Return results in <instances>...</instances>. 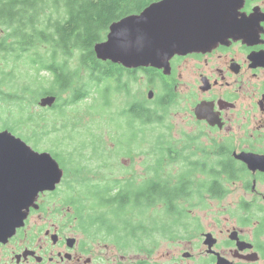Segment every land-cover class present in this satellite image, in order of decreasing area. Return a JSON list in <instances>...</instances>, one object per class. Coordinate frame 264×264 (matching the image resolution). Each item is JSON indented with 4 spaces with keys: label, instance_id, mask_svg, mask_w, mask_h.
Returning a JSON list of instances; mask_svg holds the SVG:
<instances>
[{
    "label": "flooded vegetation",
    "instance_id": "af4514ba",
    "mask_svg": "<svg viewBox=\"0 0 264 264\" xmlns=\"http://www.w3.org/2000/svg\"><path fill=\"white\" fill-rule=\"evenodd\" d=\"M220 14L233 36L221 37L222 40L210 49L175 54L162 68L153 65L127 68L117 64L124 68L122 72L105 76L101 83L116 84L120 94L129 95L128 108L121 114L143 119L144 125L141 126L147 129L138 132L145 137L153 135L157 138L156 145L138 148L145 152L135 150L134 154L140 152V156L145 155L141 161L143 174L137 178L128 177L135 186L148 188L150 216L159 217L154 216L155 209L159 215H168V196L162 194L169 188L168 182L175 185L184 182L181 181L183 178L192 187L189 196L173 201L175 206L191 202L193 196L206 202L223 199L230 191V184L240 181L245 188L240 206L250 218L262 219H258L261 223L258 230L262 232L264 0H229ZM181 15L182 22L191 21L189 13L182 12ZM154 121L161 124L156 125ZM185 126L187 132L178 143L173 142V150L183 140L197 143L182 146L185 152H190L181 155H184L185 164H190L192 171L181 175L178 182L169 178L171 171L175 176L174 168L165 163L171 160L175 165V162L169 155L161 154L167 148L166 139L179 138ZM156 129L160 133H156ZM246 157H257L259 167H251ZM60 166L64 175L57 188L40 192L35 202L37 206L29 209L24 222L14 233L0 237V264H154L153 257H148L152 254L151 250L146 252V257L138 258L137 255L143 253V245L134 238L128 240L121 237V228L111 227L104 217L96 219L91 213H83L87 198L84 192H90L86 188L106 186V181L113 184L119 178L112 174L101 176L100 173L98 177L85 176L84 164L75 162L69 164L71 169L61 163ZM82 167L83 170L76 171ZM185 167L183 165V169ZM118 190L114 189L115 192ZM175 208L183 214L182 218L190 216L179 205ZM185 226H182L183 230ZM233 231H238V240L230 238ZM226 232L227 239L223 241L213 231H200L199 237L205 248L201 249L197 258L206 260V264H218L220 255L229 264H248L255 261L248 260L247 256L264 252L258 242H252L242 233V228H228ZM191 233L184 232L180 238L189 237ZM209 233L216 239L213 245L215 252H210L205 242ZM238 241H243L242 246ZM190 254L189 258H195ZM170 257L168 254L167 262ZM170 262L180 264L177 258Z\"/></svg>",
    "mask_w": 264,
    "mask_h": 264
},
{
    "label": "trees",
    "instance_id": "16d2710c",
    "mask_svg": "<svg viewBox=\"0 0 264 264\" xmlns=\"http://www.w3.org/2000/svg\"><path fill=\"white\" fill-rule=\"evenodd\" d=\"M154 1L156 0H0V25L8 30L0 39V52L8 54L4 58L6 62L24 59L30 66L26 70L15 67L10 73L0 71V98L20 103L24 102L26 95L58 96V102L53 106L58 109L55 118L47 119L35 113L26 116L29 108L20 103L16 108L18 112L12 113V118L4 121V127L14 133L18 131V136L33 140L37 146L62 144L59 131L64 130L66 125L63 122L65 126L62 128L58 126V122L63 119L66 106L91 96V91L82 80L84 74L81 70L97 86L105 76H115L124 69L112 61L98 59L95 45L105 40L114 21L141 12ZM48 7L56 9L49 11ZM76 53L79 55L80 66L73 68L69 59ZM20 77L25 79L14 85L9 84ZM51 77V87L47 88L45 81ZM65 92L68 95L63 97ZM69 137L70 134H67L66 138ZM166 144L167 148L162 151L161 156L168 155L167 152L174 148L170 140ZM53 146V150L49 149L62 165L66 166L67 162L74 161L72 157L75 153L57 152ZM75 163L80 164L79 161ZM67 167L71 169L69 165ZM81 170L83 167L76 169L77 172ZM169 178H175L172 171ZM181 181L184 182L175 185L168 182L169 188L166 192L162 191L163 196H168L166 215L171 218L162 222L154 221L151 227H145L143 222L135 220L143 208L150 205L147 200L148 188L141 189L128 178L117 179L113 184L106 181V186L86 189L103 206L101 219H108L107 223L113 228H121V237L128 240L134 238L140 243L154 239V231L170 238L181 237L184 232L192 231V226L188 224L184 230L177 225L183 214L173 206V201L189 196L192 189L183 178ZM116 188H119L117 192L114 191ZM246 222L248 223L247 220Z\"/></svg>",
    "mask_w": 264,
    "mask_h": 264
},
{
    "label": "rangeland",
    "instance_id": "374dc122",
    "mask_svg": "<svg viewBox=\"0 0 264 264\" xmlns=\"http://www.w3.org/2000/svg\"><path fill=\"white\" fill-rule=\"evenodd\" d=\"M48 9L50 11L56 8L48 7ZM6 30L7 27L0 25V39L6 35ZM6 55L8 54L0 52V71L10 73L15 67H18L20 70L30 69V66L24 59L11 60L10 63L6 62L4 59ZM69 60L73 68L80 66L78 53L72 55ZM81 72L84 74L82 80L91 91V96L69 107L66 106L63 119L58 122V126L62 128L66 125L64 130L59 131V138L62 144H56L54 146L52 144H44L37 146L34 145L33 140H29L24 136L23 138L27 140L29 144L41 150L50 151L53 146L57 152L75 153L72 157L74 161L71 162L79 161L80 164H84L85 170L83 174L85 176L98 177L100 173L101 176H109L112 174L119 179H125V177L128 179V177L132 178L133 176L136 178L140 177L141 173L143 174V171H141L143 168L141 161L145 159V155L140 156L139 151L145 152V150H140L138 148L142 149L152 144L156 145L157 138L153 137V135L145 137L143 133H139L147 129L146 126H141L144 125L142 123L144 121L143 119L136 115L121 114L124 109L126 110L128 108L127 101L130 99L129 95L120 94L116 84L101 83L96 86L89 81L90 78L86 76L84 70H81ZM85 76L86 80L84 79ZM23 79L25 78H17L9 82V84H17ZM52 80L53 78L51 77L45 81V86L47 88L51 87ZM67 95L68 93H63V97ZM41 97H43V95H26L24 102H20L29 108V112L26 116L35 113L39 116L43 115L47 119L55 118L58 109L53 108V105L42 107L39 104ZM31 98L34 102H31L33 101ZM20 103L17 101L9 102L0 98V129L5 128L4 121H7L9 117L12 118V113L18 112L16 108ZM172 113L171 110V114ZM63 122L65 124L64 126ZM154 123L156 125L161 124L158 121H154ZM155 132L160 133L159 129H156ZM186 132L185 126L184 133L180 135L179 138H170L167 136L169 139L166 140H170L173 147H175L173 142L178 143V140H181ZM15 133L17 135L20 134L18 131H15ZM67 134H70L69 138H66ZM196 143L197 141L183 140L174 150L167 152L175 162V165L171 160L168 162L165 161V163H167L170 168H174L176 181L180 180V176L183 173L184 175H188L192 171L190 164L186 165L184 159V155L190 152H185L182 146H194ZM136 149L139 150L137 151L139 153L134 154ZM181 154L184 155L182 156ZM71 162H67L66 166ZM183 165L186 166L185 169H183ZM145 173L148 175V172ZM241 183L242 182L238 181L237 183L230 184V191L227 197L223 199L206 202L203 200H196V197L193 196L191 202L176 204L175 206L178 207L179 205L183 210L190 213V216L185 215L184 218L177 222L179 227L186 224L192 226V233L190 236L182 238L176 236L170 238L167 235L159 234L158 231H154V239L138 243L143 245L141 248L143 249L141 251L143 253L137 255L138 258L146 257V252L151 250L152 254L150 256L148 255V257H153L152 261L154 264H172L170 261L174 258L179 259L180 264H206V260H199L197 258L201 249L205 248L203 247V242L200 240L199 232H205L207 230L213 231L215 236H219L224 241L227 239L226 229L228 228H242V233H244L249 240L258 242L262 246L261 248L264 249V230L263 232L258 230L261 225L259 220L262 221V219L257 217L250 218L240 206L245 191V188L242 186L243 183ZM84 193L87 198L83 204V213H91L93 216L101 219L104 210L101 207L103 206L90 192L85 191ZM195 200L196 202H194ZM153 214L159 217L150 216V210L148 207H144L142 213L139 214V217L135 220L136 222H143L145 227H151V222H162L166 221L167 218H171L167 216L166 213L159 215L157 209L153 211ZM106 220L108 222V219ZM222 229L223 233L221 232ZM109 243L120 245L119 243ZM186 251L192 253V257L195 256V258L183 257V253ZM119 252L125 254V252L121 250H119ZM259 253V255H261V257L259 256L260 260L258 259L259 261L257 260L254 263L248 264H264V252L261 251ZM168 254H170L171 257L167 262Z\"/></svg>",
    "mask_w": 264,
    "mask_h": 264
},
{
    "label": "water",
    "instance_id": "95a60500",
    "mask_svg": "<svg viewBox=\"0 0 264 264\" xmlns=\"http://www.w3.org/2000/svg\"><path fill=\"white\" fill-rule=\"evenodd\" d=\"M228 2L154 1L141 12L114 21L106 40L95 45L97 58L127 68L148 65L162 68L175 54L210 49L222 40L221 37L234 35L220 14ZM182 12L189 13V23L182 22ZM57 99L55 94L45 95L39 104L52 106ZM245 160L251 167H259L257 157H246ZM63 175V168L50 151L36 150L11 130L0 129V237L14 233L24 222L29 209L37 206L39 193L54 191ZM230 238L238 240V231H233ZM205 242L209 251L215 252L216 239L211 233L206 235ZM238 244L242 246L243 241ZM190 255L188 251L183 254L184 257ZM247 259L256 261L259 254L251 253ZM218 264L229 262L219 255Z\"/></svg>",
    "mask_w": 264,
    "mask_h": 264
}]
</instances>
